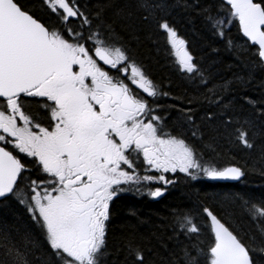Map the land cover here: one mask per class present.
I'll return each instance as SVG.
<instances>
[{
    "label": "snow or ice",
    "instance_id": "6c2138e0",
    "mask_svg": "<svg viewBox=\"0 0 264 264\" xmlns=\"http://www.w3.org/2000/svg\"><path fill=\"white\" fill-rule=\"evenodd\" d=\"M221 6L222 17H206L214 33L223 38L235 23L264 64V0H221ZM137 7L144 11L145 21L156 9L163 11L155 0H137ZM95 16L99 19L100 12ZM156 27L166 36L177 70L206 85L185 39L166 19H156ZM112 70L124 79L111 75ZM160 94L142 68L113 42L110 27L93 26L79 0H38V11L25 8L20 0H0V201L15 198L24 206L59 264H101L110 202L126 190L122 185H138L136 192L146 188L155 198L164 189L147 186L174 183L166 173H184L193 180L243 175L236 166L216 167L186 138L164 132L153 106ZM32 103L36 111H26ZM189 112L182 123L196 137ZM245 125L251 122L228 135L251 149ZM137 162L145 172L159 174L139 175ZM249 211L264 219V205H251ZM201 214L209 243L206 250L193 245L195 255L185 250V264H201V258L204 264H255L250 254L254 249L209 207H202ZM176 224L178 234H200L201 226L191 215L177 216ZM37 247L31 232L17 239L6 226L0 227V252L7 257L0 264H30L28 257ZM127 254L134 264H144L139 246L129 243Z\"/></svg>",
    "mask_w": 264,
    "mask_h": 264
},
{
    "label": "trees",
    "instance_id": "16d2710c",
    "mask_svg": "<svg viewBox=\"0 0 264 264\" xmlns=\"http://www.w3.org/2000/svg\"><path fill=\"white\" fill-rule=\"evenodd\" d=\"M155 2L163 5V11L156 9L155 18L150 16L145 21L137 0H79L93 26H109L113 42L158 86L161 94L155 101L164 126L186 138L216 167L237 166L243 175L238 182H220L203 176L193 180L180 173L160 197L118 195L110 204L107 245L101 264H134L127 254L129 243L143 249L144 264H185V250L195 255L193 245L206 250L209 243L202 207H209L254 249L250 254L255 264H264V219L254 218L249 211L251 205H264V66L235 23L225 29L223 38L208 24L209 15H224L221 0ZM20 3L38 11V0ZM156 19H166L185 39L195 62L204 71L206 85L177 70ZM186 112L193 117L196 137L182 123ZM229 119L231 123L226 125L224 122ZM245 121L251 122L250 127L245 125L253 143L251 149L228 135ZM184 214L193 216L201 226L199 236L177 233L176 217ZM4 226L17 239L25 231L32 233L38 247L28 257L30 264H59L15 198L0 201V227ZM0 260L7 261L2 252Z\"/></svg>",
    "mask_w": 264,
    "mask_h": 264
},
{
    "label": "flooded vegetation",
    "instance_id": "af4514ba",
    "mask_svg": "<svg viewBox=\"0 0 264 264\" xmlns=\"http://www.w3.org/2000/svg\"><path fill=\"white\" fill-rule=\"evenodd\" d=\"M110 74H111V75H114V76H118V77L121 78V79H124V76H122L120 73L115 72L114 70L110 71ZM125 83H129V81H127V80L125 79ZM129 86L133 88L134 92L137 91V90L134 88V86H132L131 84H129ZM141 95H144L145 98H147L146 94L141 93ZM148 99H149L150 102H151V100H152L153 98H148ZM155 100H156V97L154 98V104H153V106L156 108V115H159V116L161 117L160 112H159V109H158V107H157V105H156V101H155ZM26 111H36V105H35L34 103H32L31 106H30L29 108H26ZM161 118H162V117H161ZM161 123H162V125L164 126V123H163V120H162V119H161ZM45 126H47V125H46V122H45ZM163 131H164V132H170V133H172L173 135H175V133H174L172 130H169V129L166 128L165 126L163 127ZM132 158L135 159V155H134V154H133V157H132ZM140 160L142 161V157H140ZM137 166H138V168H139V175H145V174L158 175V174H159V173H156L154 170H150L149 172H145V171H144V166H143L141 163H139V162H137ZM176 174H180V173H179V172H177V173H166L165 175H166L167 179L173 181L174 178H175V175H176ZM182 174H184V173H182ZM167 186H168V185H163V184H161V183H159V182H151V183L148 184L147 187H149V188L162 187V188L164 189V192H165ZM135 187H139V186L137 185V186H135ZM135 187H133L132 189H129V186H128V185H122V188H124V189H126V190H125V191H121V192H119V193L117 194V196L120 195V194H122V193H125V194H147V189H146V188L141 189L140 192H136V191H135ZM164 192H163V193H164ZM117 196H116V197H117ZM114 198H115V197H114ZM114 198H113V199H114ZM155 198H157V197H155ZM110 204H111V202H110Z\"/></svg>",
    "mask_w": 264,
    "mask_h": 264
},
{
    "label": "water",
    "instance_id": "95a60500",
    "mask_svg": "<svg viewBox=\"0 0 264 264\" xmlns=\"http://www.w3.org/2000/svg\"><path fill=\"white\" fill-rule=\"evenodd\" d=\"M242 34V33H241ZM246 39V38H245ZM264 66V64H263ZM237 167V166H236ZM241 178V177H240ZM240 178L238 179H214L216 181H220V182H238L240 180ZM263 255H264V252H263Z\"/></svg>",
    "mask_w": 264,
    "mask_h": 264
}]
</instances>
